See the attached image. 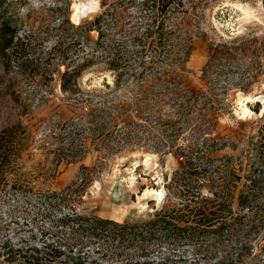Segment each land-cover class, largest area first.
<instances>
[{
  "label": "rangeland",
  "instance_id": "rangeland-1",
  "mask_svg": "<svg viewBox=\"0 0 264 264\" xmlns=\"http://www.w3.org/2000/svg\"><path fill=\"white\" fill-rule=\"evenodd\" d=\"M181 1L187 12L176 14L175 23L187 20L182 38L192 48L179 71L181 88L213 97L214 103L200 100L195 107L207 103L216 119L200 123L197 109L192 114L188 108L194 105L167 98L158 112L174 132L166 126L161 134L153 124L144 139L157 136L159 143L139 142L136 133L135 140L119 144L123 131L146 124L138 117L145 103L137 101L133 85L117 88L96 59L82 70L83 104L76 105L62 93L61 75L66 67L83 65L95 49L98 33L88 32V23L109 8L118 29L123 19L140 15L143 0L6 1L23 52H8V67L0 52V132L16 124L24 132L11 171L0 177V264L110 262L98 245L72 235L61 220L76 212L133 223L177 207L186 190L174 177L188 164L182 152L197 143L207 154L203 164L210 176L230 187L234 217L243 216L235 223L244 226L223 236L211 232L195 245L167 246L174 251L158 252L155 244L150 264L170 253L175 257L169 264H264V0ZM75 5L85 6V16ZM38 57L45 58L52 80L38 82ZM212 58L213 68L204 74ZM168 72V66L148 70L144 79L151 84ZM107 107L115 117L109 131L117 130L118 137L105 141L93 131L97 125L90 124L89 113ZM201 124L209 129L206 135L195 133ZM243 192L251 194L245 214L239 203ZM202 193L213 199L207 187ZM65 240L71 245L60 246Z\"/></svg>",
  "mask_w": 264,
  "mask_h": 264
},
{
  "label": "trees",
  "instance_id": "trees-1",
  "mask_svg": "<svg viewBox=\"0 0 264 264\" xmlns=\"http://www.w3.org/2000/svg\"><path fill=\"white\" fill-rule=\"evenodd\" d=\"M6 1L0 0V52L8 67L11 62L7 60L8 52L19 54L23 52V47L18 43L20 42L18 31L7 17V9H4ZM15 2L12 1L11 5L14 6ZM113 12L108 8L94 21L88 23L87 31L98 33L95 49L88 53L90 57L83 65L76 68L66 67V71L61 75L60 89L69 99H73L76 105H82L81 100L84 93L79 85L82 70L94 60H101L111 72L117 88L133 85L137 101L145 103L143 108L145 110L138 117L143 116L146 124L138 125L141 127L138 131L135 128L123 131L122 136L118 137L114 133L117 130L109 131L115 122V117L107 107L100 110V114H94L95 110L89 113V117H92L90 124L97 125L93 131L100 137L102 136L105 141L108 140L107 137H112V139L118 137V144L135 140L136 133L139 142H158L157 136H152L151 140L150 138L149 140L144 139V133H152L151 125L155 124L161 134L167 133L168 128H172L173 132L176 129L175 126L170 127V124L162 121L158 112L161 102L169 98L178 100L180 104L183 102V104H192L193 107H188L192 114L197 109L195 103L198 104L200 100L214 103V98L206 96L205 93H195L193 90L181 88L179 71L183 70V66L187 64L192 48L191 44L182 38L183 30L189 27L187 20L177 25L175 15L187 11L181 0H143L140 15L123 19V25L118 29H115L116 26L113 23L115 14ZM118 35L119 39L116 38ZM226 54L231 55V50ZM62 58L66 60L67 56L63 55ZM44 60L45 58L38 57V63L42 62L40 64L42 69H38V82L41 79L52 80L53 74L48 75L49 70L47 64L43 63ZM214 62L215 59L212 58L205 65L204 74L213 68ZM162 66L165 69L168 66L170 72L172 71L168 72L169 75L163 80L156 79L150 84L144 79L146 71ZM210 109L212 108L205 103L196 110L199 112L197 120L200 118V123H210L216 119V113H212ZM23 132L20 124L0 132V177L11 171ZM207 132H209L208 127L204 128V124H201L195 133L206 135ZM191 146L196 147H188L182 152V156H185L188 162L187 167L177 172L174 177V182L180 187L184 186L186 190L180 193V196L184 194V199L177 207L163 209L147 220L133 223H119L76 212L61 220L62 225L69 226L72 230V235L88 238L91 244L98 245L97 249L102 253L103 258L110 259V262L93 260L92 264H150L154 262L151 255L155 250V244L159 246L158 252L174 251L167 246L195 245L211 232L217 236H223L236 227L244 226L242 222L235 223L243 216L234 217L232 206L229 203L230 187L224 181L219 184V178L215 179L214 176H210L208 166L203 164L204 159H207V154L201 152L199 144ZM223 180H225L224 177ZM206 181L210 182V185L205 186ZM203 187L208 188L213 199L203 195ZM251 187L253 186L248 188ZM250 197L251 194L248 192L240 195L241 214L247 211ZM82 241L83 239L78 243ZM59 244L60 246L62 244L71 245V242L65 240ZM61 254L60 249L59 256ZM174 254L165 255L160 259L159 264H169L174 260ZM79 258H82V255H79ZM35 259L38 262V258Z\"/></svg>",
  "mask_w": 264,
  "mask_h": 264
},
{
  "label": "bare ground",
  "instance_id": "bare-ground-1",
  "mask_svg": "<svg viewBox=\"0 0 264 264\" xmlns=\"http://www.w3.org/2000/svg\"><path fill=\"white\" fill-rule=\"evenodd\" d=\"M76 6V5H75ZM85 6H82V5H80V6H76V13H81V15H83V16H85L84 15V13H85ZM158 195H159V199L162 201V199L164 198V193L162 192V193H158Z\"/></svg>",
  "mask_w": 264,
  "mask_h": 264
}]
</instances>
